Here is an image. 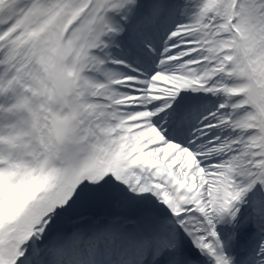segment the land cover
<instances>
[{"label": "snow or ice", "instance_id": "6c2138e0", "mask_svg": "<svg viewBox=\"0 0 264 264\" xmlns=\"http://www.w3.org/2000/svg\"><path fill=\"white\" fill-rule=\"evenodd\" d=\"M0 264H264V0H0Z\"/></svg>", "mask_w": 264, "mask_h": 264}]
</instances>
